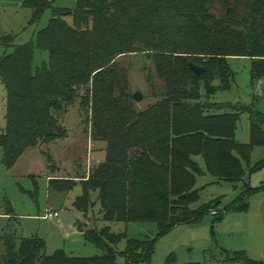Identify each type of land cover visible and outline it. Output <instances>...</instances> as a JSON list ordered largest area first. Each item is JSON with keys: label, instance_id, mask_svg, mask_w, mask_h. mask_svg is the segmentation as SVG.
<instances>
[{"label": "trees", "instance_id": "16d2710c", "mask_svg": "<svg viewBox=\"0 0 264 264\" xmlns=\"http://www.w3.org/2000/svg\"><path fill=\"white\" fill-rule=\"evenodd\" d=\"M78 1L75 9L53 7L36 44L16 46L0 60L8 93L7 126L0 133L4 164L12 168L28 149L65 138L59 116L81 100L93 136L107 143L105 162L89 177H55L50 189L68 192L81 183L76 211L87 212L91 193L98 192L101 221H152L165 234L213 209L189 207L199 196L198 156L216 182H241L252 150L264 146V113L249 109L251 142L242 144L236 130L245 109L227 110L211 101L215 92L231 87L230 57L250 58L253 78L264 76V0H240L231 14L220 15L212 10L219 0ZM21 4L33 11L30 24L52 7L50 0ZM142 46L149 48L164 89L139 111L115 63L145 51ZM37 49L49 59L35 69ZM191 64L205 68V74L195 75ZM147 81L155 85L151 73ZM262 190L250 189L245 196ZM79 227L100 256L80 258L63 250L47 255L44 240L9 236L0 238V264H117L120 256L126 264H139L152 258L155 240H129L110 226ZM122 241L127 245L119 251Z\"/></svg>", "mask_w": 264, "mask_h": 264}, {"label": "rangeland", "instance_id": "374dc122", "mask_svg": "<svg viewBox=\"0 0 264 264\" xmlns=\"http://www.w3.org/2000/svg\"><path fill=\"white\" fill-rule=\"evenodd\" d=\"M239 1L219 0L212 10L220 15L230 9L231 14ZM50 2L52 7L45 10L39 22L30 24L33 11L23 7L22 0H0V60L12 53L16 46L36 44L38 33L52 18L53 7L75 9L79 3L78 0ZM239 8L237 15L243 5ZM7 36L14 38L12 43H5ZM142 48L146 50L120 56L115 63L127 80V92L131 96L137 92L142 94V101L134 100L139 111L153 105L156 102L154 94L164 89L155 61L147 55L149 48ZM48 59L47 52L37 49L33 67H41ZM228 64L232 71L231 87L215 92L211 101L227 110L245 109L237 124L236 139L249 144V109L264 113V76L253 78L250 58L230 57ZM148 73L152 74L154 86L147 81ZM215 84L219 85L218 81ZM80 102L68 106L59 116L66 131L65 138L28 149L12 168L4 164V150L0 146V238L34 236L45 241L47 255L63 250L70 256L93 258L100 256L102 251L86 240L79 225L91 228L110 226L116 234L126 233L129 240H155L150 262L139 264H264V190L245 196L250 189H264V146L252 150L250 161L244 163L246 176L241 182H216L207 173L203 158H196L202 169L196 176L195 187L199 196L189 207L192 210L204 204L213 207L197 219L162 235L157 223L152 221L105 223L101 221L98 192L91 193L88 211L78 212L74 203L83 194L81 183L68 192L50 189V181L55 177H89L105 162L107 143L93 136L91 115ZM7 107L8 93L0 77V133L7 126ZM55 213L58 217L54 216ZM126 245L127 242L122 241L118 250L124 251ZM3 251L0 242V253ZM117 264H126L125 258L120 256Z\"/></svg>", "mask_w": 264, "mask_h": 264}, {"label": "water", "instance_id": "95a60500", "mask_svg": "<svg viewBox=\"0 0 264 264\" xmlns=\"http://www.w3.org/2000/svg\"><path fill=\"white\" fill-rule=\"evenodd\" d=\"M227 14H230V9L227 11ZM191 69L194 72V74L197 76L204 75L206 72L205 68L194 64H191ZM132 98L136 101H142V94L140 92H137L132 96Z\"/></svg>", "mask_w": 264, "mask_h": 264}, {"label": "built area", "instance_id": "2783aa9c", "mask_svg": "<svg viewBox=\"0 0 264 264\" xmlns=\"http://www.w3.org/2000/svg\"><path fill=\"white\" fill-rule=\"evenodd\" d=\"M54 216L58 217V214H57V213H55V214H54Z\"/></svg>", "mask_w": 264, "mask_h": 264}]
</instances>
